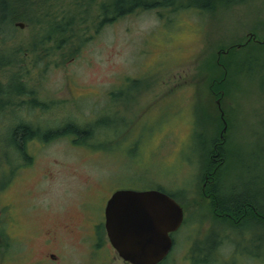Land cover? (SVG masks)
Here are the masks:
<instances>
[{
	"label": "rangeland",
	"instance_id": "rangeland-1",
	"mask_svg": "<svg viewBox=\"0 0 264 264\" xmlns=\"http://www.w3.org/2000/svg\"><path fill=\"white\" fill-rule=\"evenodd\" d=\"M178 1L105 21L102 3L111 0H35L23 18L0 24V59L11 62L0 80L24 75L39 102L0 98V210L9 205L20 234L38 232V247L55 229V243L70 241L63 225H79L85 211L99 216L117 189H159L187 209L177 257L200 231L208 205L196 198L206 189L253 197L244 235L218 237L236 245L232 264H264V0L213 8ZM67 21L68 31L56 30ZM69 122L93 136L30 141L28 164L12 156V127ZM220 141L224 161L215 171ZM213 169L208 176L217 178H205ZM214 223L216 233L229 227Z\"/></svg>",
	"mask_w": 264,
	"mask_h": 264
},
{
	"label": "flooded vegetation",
	"instance_id": "flooded-vegetation-1",
	"mask_svg": "<svg viewBox=\"0 0 264 264\" xmlns=\"http://www.w3.org/2000/svg\"><path fill=\"white\" fill-rule=\"evenodd\" d=\"M222 143L223 141L216 142L211 153V162L212 165H215V169L224 161ZM212 171L214 169L209 171L205 178H217L208 176V174H212ZM201 194L196 199L199 203L208 205L203 212L205 219L199 233H194L193 240H188L185 249L178 253L177 257L172 256L173 249L177 245L175 235L185 222L187 209L172 194H169L182 206V221L176 229L169 230L168 234H165L170 237L171 246L168 252L153 264H212L213 262H215L213 264H232L231 260L234 259L236 245L225 246V240L220 239L218 234L230 235L234 230L242 233L244 229L239 225L245 220L244 211L247 206H250V202L245 203L240 212H235L230 209H221L219 199L237 194L230 193L233 195L224 196L221 192L207 191L206 189ZM110 196L99 216H94L93 212L85 211L79 225L75 224L77 219L64 225L62 223L63 236L70 238V241H61L57 244L55 243L57 230L45 231L46 236L41 248L37 246L38 242L35 240L38 230L35 229L33 232L37 233L26 234L27 236L20 234L16 229L18 220L9 213V205H4L0 210V264H136L124 259L111 242L105 215L106 203ZM217 219L228 221L229 227L216 233L214 221L218 222ZM83 223H85V228L79 230ZM40 234L41 232H39ZM242 234L244 235V233ZM73 238H79L77 244L73 242ZM244 241H250V239Z\"/></svg>",
	"mask_w": 264,
	"mask_h": 264
},
{
	"label": "water",
	"instance_id": "water-1",
	"mask_svg": "<svg viewBox=\"0 0 264 264\" xmlns=\"http://www.w3.org/2000/svg\"><path fill=\"white\" fill-rule=\"evenodd\" d=\"M182 213L176 199L159 189H117L105 207L113 246L136 264H153L168 252L171 240L165 234L180 225Z\"/></svg>",
	"mask_w": 264,
	"mask_h": 264
},
{
	"label": "trees",
	"instance_id": "trees-1",
	"mask_svg": "<svg viewBox=\"0 0 264 264\" xmlns=\"http://www.w3.org/2000/svg\"><path fill=\"white\" fill-rule=\"evenodd\" d=\"M33 1L35 0H0V24L3 23L8 25V22L10 23L14 19L20 17L23 18L25 16L24 14L25 9L28 8L29 3ZM215 1L218 0H191L190 3L188 2L187 4L188 5L196 4L200 7L207 5L208 7L213 8ZM223 1L227 2L226 0ZM178 3H183V2H179L178 0H111V2H109L108 4L102 3V10L107 16H109V13L111 14V16L105 17L104 20L112 21L113 19L121 16L122 14L135 9L137 6L143 5L147 8H156V7L158 8L162 6L174 7ZM69 24L70 22L67 21L64 25H58L56 30L64 33L68 31V27H70ZM1 31L3 30L0 29V32ZM5 64H11V62L7 63V61H5L4 63V60L0 59V67ZM216 84L217 83H215L214 81L211 87H214V85ZM5 85L7 89L4 88ZM5 85H3L2 80H0V98L4 94L5 95L7 94L10 97L6 103L11 105V103L15 101V103L18 104L19 102H16L17 101L16 98L18 96L28 95V94L29 95L31 94L30 103L33 106H36L39 103L37 102L33 94V90L30 89L29 86H27L24 75L22 76L17 73L11 74L9 76V82ZM218 94L221 93L218 92ZM24 102L26 101H23V103ZM41 104L43 106L47 105L45 104V102H42ZM1 109L3 110L2 106L0 105V110ZM11 133H12V143L10 147L12 150L11 152L12 156L15 155L16 159L23 157L27 164L30 163L32 160V157L27 152V145L30 141H33L38 138L44 141H49L56 137L73 136L74 142L81 143L80 141L82 140L84 141V139L93 136V134L89 130L79 128L78 124L74 122H69L63 128H56L52 130H46V129L42 130V128L40 127H34L27 123H19L15 127H12ZM217 169H215V171H217ZM247 202H250L251 208L252 206H254L253 197H251L250 194L248 193H241L235 196L219 199V206L223 210L230 209L235 212H240L243 209L245 203Z\"/></svg>",
	"mask_w": 264,
	"mask_h": 264
}]
</instances>
